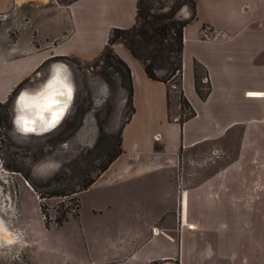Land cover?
Returning <instances> with one entry per match:
<instances>
[{"label":"rangeland","instance_id":"374dc122","mask_svg":"<svg viewBox=\"0 0 264 264\" xmlns=\"http://www.w3.org/2000/svg\"><path fill=\"white\" fill-rule=\"evenodd\" d=\"M72 1L0 0V220L8 234L0 233V264H96L103 251L120 246L137 249L141 243L127 233H135L139 223L129 216L138 213V206L170 193L164 185L148 188L145 183L150 177L122 184L120 178L113 179L119 170L80 192L119 151L120 134L132 112L129 92L101 57L90 61L53 57L14 82V73L20 69L17 57L46 48V41L40 39L53 30L66 34L68 24L58 12H66ZM196 11L187 36L194 41L199 33L205 44L221 47L219 53L210 47V53L204 48L199 53L215 71L218 86L234 94L219 96L218 86L201 65L199 88L207 93L206 99L211 96V117L203 118L202 104L194 108L185 97L187 103L181 104L178 88L169 85V119L195 120L203 128L209 142L191 149L190 155L199 160L206 157L213 171L231 167L240 171L237 183L229 186L231 199L242 205L240 211L234 210L239 219L225 218L218 224L227 232L240 230V254L235 261L232 256L217 257L219 249L227 252L228 247L219 243L212 230L219 229L216 224H203L184 243L193 253L151 264H264V138H260L264 129L252 130L251 139L247 136L251 123L264 122V99L243 100L246 89L264 91V0H198ZM181 15L189 18L190 10L184 8ZM56 82L68 85L72 93L55 106H65L56 124L47 126L34 108L21 107L19 97L26 92L24 102L29 105ZM21 115L32 121L34 131L14 125ZM142 117L140 112L134 128ZM234 122L231 128H223L222 139H215L220 131L216 124L227 127ZM156 177L154 182L163 183L162 176ZM198 182L196 176L186 180L191 188ZM181 226L177 221L176 233L186 229ZM142 228L139 231L146 235L148 225ZM164 245L162 239H155L146 251L158 253Z\"/></svg>","mask_w":264,"mask_h":264},{"label":"crops","instance_id":"0c3cea01","mask_svg":"<svg viewBox=\"0 0 264 264\" xmlns=\"http://www.w3.org/2000/svg\"><path fill=\"white\" fill-rule=\"evenodd\" d=\"M136 5L137 0H73L65 7L66 12H58L68 24L67 29H65L66 34H61L62 31L57 33L54 30L52 33L49 31V34L43 39L39 38L41 42L46 41V48L41 47L39 52H28L25 57H17L15 64L19 63L20 69L14 73V82L22 81L40 64L53 57H75L82 61L100 58L113 29H127L135 25ZM251 7L252 4H250ZM240 10L246 11V8L241 7ZM50 13L55 14L57 12ZM186 28L184 31L183 73L180 78V85L184 97L194 108L203 105L201 112L203 118L207 119L212 114L208 107L211 96L206 101H202L197 94L193 57L205 66L210 78L218 86L215 71L208 67L207 61H203L199 49H207L210 53V49L208 50L210 47L219 53L218 50L221 47L217 44L216 46L205 44L206 42L200 40L199 33L196 40L190 41ZM222 43L224 44V42ZM113 50L131 70L132 105L135 111L122 129V153L100 177L119 170V174L113 179L120 178L118 181L128 185L140 181L141 178L150 177V182H144L148 188L164 185V189L169 190L170 193L159 196L155 202L138 206V213L129 216L131 220L138 221L139 227L131 236L128 232V238L131 237L134 241L141 243L139 248L129 250L120 246L113 250L103 251L97 256L100 261L96 264H151L171 260L176 256L181 257L184 253L191 254L193 249L185 247L184 243L188 241L189 236L194 235L195 230L199 229L198 226L216 224L218 227V224L220 225L225 218L234 220L238 216L237 219H239V213L234 210L240 211L242 205L235 199H231L234 195L233 193L230 195L229 186L235 184V178L240 171L235 170L234 167L221 172L213 171L214 165L206 162V157L199 160L198 156L190 155L191 149L209 140L203 134V128L195 120L185 123H181L178 118L170 120L168 86L150 80L142 65L132 57L122 44H115ZM211 55L214 56L213 53ZM218 87V94L223 98H231V95L234 94V92L224 90L221 86ZM243 93H245L244 101L256 102L259 99H264V91L260 88L246 89ZM248 93H261L263 97H250ZM233 97L235 98V95ZM239 97L243 96L239 95ZM241 100L239 98V101ZM177 105L180 107L179 104ZM140 112L143 113V117L138 120L134 128ZM235 114L236 112H234ZM255 123H251L250 128H247L249 129L247 136L250 139L255 135V131L252 130H256L258 127L264 129V122ZM234 124L235 122L227 127L216 124L215 129L220 131H217L216 135L218 136L215 139H222L224 136L223 128H231ZM130 130L134 131L133 137H131L132 135L129 136ZM210 173L211 175H209ZM158 175L162 176L163 183L157 182V179L155 182L153 181L154 177L157 178ZM192 176L199 178L200 182L196 184V187L191 188L186 184V180ZM177 221L182 225L181 227L186 228L182 233H176L174 226ZM237 221L235 220L234 224L240 225ZM146 224L148 228L146 235H144L145 233L139 230L143 229L142 227ZM160 225H173V228L160 227ZM218 228L212 230L218 234L219 243H223L225 247H231V249L227 248V252L224 249H219L217 257L232 256L235 261L236 256L240 254V230L234 229L233 232H227L222 226ZM159 238L165 242L164 248L158 253L147 252L146 250L152 241ZM229 251L231 252L228 253ZM207 255L208 253H206ZM195 260L198 261L197 258Z\"/></svg>","mask_w":264,"mask_h":264},{"label":"trees","instance_id":"16d2710c","mask_svg":"<svg viewBox=\"0 0 264 264\" xmlns=\"http://www.w3.org/2000/svg\"><path fill=\"white\" fill-rule=\"evenodd\" d=\"M197 2L198 0H137L135 25L127 29H113L111 31L101 58L108 63L109 67L116 71L124 88L129 92L132 112L126 123H128L135 111L132 105L131 70L115 54L113 46L117 43L122 44L132 57L142 65L146 76L150 80L164 83L168 87L173 85L178 88L180 99H182L181 104H186L187 102L180 85V78L183 73L184 31L196 19ZM184 8L190 10L188 19L180 15ZM193 68L196 90L201 99H206L207 93H202L199 88L198 70L202 69V66L195 60ZM121 142L122 132L120 134L119 151L107 161L96 178L82 187L80 192L88 190L122 153ZM40 196H42L41 193ZM66 219L65 217L58 224Z\"/></svg>","mask_w":264,"mask_h":264},{"label":"bare ground","instance_id":"6f19581e","mask_svg":"<svg viewBox=\"0 0 264 264\" xmlns=\"http://www.w3.org/2000/svg\"><path fill=\"white\" fill-rule=\"evenodd\" d=\"M72 88H73V86H72ZM70 93H72V89L68 85L56 82V83H53L51 88H49V90H47L44 94L37 97V99L35 101L29 102V106H31L32 108H34L36 110L37 118L42 120L47 126H50L52 124L54 125V124H56L59 116H61V112L65 111V106H62L59 108H56L55 106L63 104L66 101V99ZM248 96H250V97L251 96L252 97L253 96L254 97H263V95H261V93H257V94L248 93ZM33 112H32V114L35 113V112L34 113ZM53 117H55V119H53ZM38 122H39V120H38ZM40 125H41V123H40ZM48 132L49 131H47V133ZM49 133H51V132H49ZM0 233L5 235V236L8 235L6 233V230H5L1 220H0Z\"/></svg>","mask_w":264,"mask_h":264},{"label":"clouds","instance_id":"9594fccd","mask_svg":"<svg viewBox=\"0 0 264 264\" xmlns=\"http://www.w3.org/2000/svg\"><path fill=\"white\" fill-rule=\"evenodd\" d=\"M27 93L26 92H22L20 97H19V103L21 105L22 108H27L29 107V105H27L24 101H25V97H26ZM53 119H55V117H53ZM42 121V120H41ZM43 122V121H42ZM32 123V121H30L27 117H25L24 115H21L20 117H18L17 120H15L14 125L16 127L21 128V131H25V132H32L34 131V129L30 126V124ZM44 123V122H43Z\"/></svg>","mask_w":264,"mask_h":264}]
</instances>
